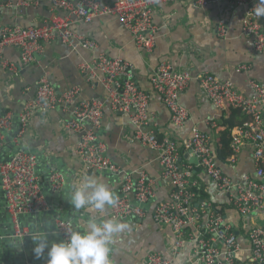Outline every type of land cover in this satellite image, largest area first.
Returning a JSON list of instances; mask_svg holds the SVG:
<instances>
[{
  "label": "built area",
  "instance_id": "built-area-1",
  "mask_svg": "<svg viewBox=\"0 0 264 264\" xmlns=\"http://www.w3.org/2000/svg\"><path fill=\"white\" fill-rule=\"evenodd\" d=\"M182 1L53 0L51 16L41 25L0 24V69L17 74L34 63L48 44L57 41L74 52L85 50L94 53L91 61L79 62V70L89 80L101 83L106 91L103 98L84 99L77 86L58 91L47 74H42L33 95L24 101L19 113H0V149L5 144V134L11 129L13 120L18 122L19 131L11 143L18 147L35 112L47 114L59 108L68 115L63 123L64 129L79 135L75 154L83 169L122 176L119 195L110 207L108 218H141L145 213L144 203L152 201L150 215L153 222L169 225L174 232L172 255H176L188 243L196 256L194 264H237L236 252L240 249L238 235L223 214L215 211L199 190L192 165L182 164L181 155L185 152L196 158V166L208 178L212 192L224 195L230 208L243 220L253 218L258 209L264 208V181L260 180L264 179V81L250 79L248 85L251 93L245 95L236 90L230 80H219L210 73L196 75L202 93L217 108H239L246 116L240 125L230 131V155L218 162L210 136L197 128H193L191 136L180 144L172 137L159 138L149 126L153 118L149 110V94L137 85L132 65L120 57L108 56L98 49L92 37L72 28L75 21L90 23L96 17L113 16L131 33L137 49L148 52L154 46L158 31L153 21L155 9L163 4ZM190 2L199 9H205L213 2L224 3L230 11L242 8L241 33L249 39L255 53L264 52V16L257 17L253 12L258 0ZM26 5L30 3L17 1V6ZM215 33L219 38L227 36L228 18L224 15L218 18ZM6 47L18 51V63L3 56ZM241 69L245 71L247 67H240L236 71L240 72ZM193 78L190 70L176 68L164 60L149 75L150 86L169 110L170 122L177 131L186 125L189 118L180 96ZM107 108L128 117L134 128V140L158 153L159 178L170 185L166 198L157 199L154 178L144 169L123 171L105 155V143L100 141L96 130L101 126ZM243 145L252 148L255 174H241L237 180H233L220 163L234 165ZM37 164V155L22 148H18L9 158L0 157V188L5 198V210L18 237L24 235V231L18 227L20 215H33L49 209L37 174ZM46 183L51 194L58 193L65 185V176L60 171H51ZM248 224V261L264 264V223ZM74 226L65 218L54 220V231L61 240ZM25 264H47V260ZM145 264H172V257L170 259L160 252H150Z\"/></svg>",
  "mask_w": 264,
  "mask_h": 264
},
{
  "label": "crops",
  "instance_id": "crops-1",
  "mask_svg": "<svg viewBox=\"0 0 264 264\" xmlns=\"http://www.w3.org/2000/svg\"><path fill=\"white\" fill-rule=\"evenodd\" d=\"M17 1L19 0H0L1 25H41L51 16L50 7L53 0H23L30 3L26 6H17ZM242 14V8L230 11L227 5L220 2H213L205 9L194 7L190 0L163 4L155 9L153 21L158 26V31L155 33L154 46L148 52L137 49L131 33L113 16L96 17L90 23L75 21L72 28L89 38L92 37L98 49L108 56L120 57L132 65L137 85L149 94V110L153 115L149 126L159 138L172 137L180 144L183 139L191 136L193 128H197L210 136L216 154L221 124L230 110L219 109L207 99L195 77L201 73H210L219 80H230L235 89L245 95L251 93L248 85L250 79L264 81V52L255 53L249 39L242 35L240 30ZM223 15L228 18V34L224 38H219L215 33V25L218 18ZM93 55L91 51H71L66 45L55 41L45 47L44 52L36 57L34 63L24 67L17 74L0 69V113L8 111L19 113L24 101L33 95L37 80L42 74H47L49 81L58 91L74 85L80 89L84 99L103 98L106 96L103 85L89 80L78 66L81 60L91 61ZM3 56L14 63L19 61L18 51L12 47H6ZM163 60L176 68L190 70L194 77L180 96L182 104L188 110L189 118L179 131L173 128L169 110L149 83L151 71ZM243 66L247 67V70L236 71ZM67 116V113L59 108L47 114L35 112L25 128L18 147L11 143L19 131L16 119L13 120L9 132L5 134V144L0 149V157L9 158L18 148L35 153L38 160L37 174L49 203V209L46 211L37 215L18 217V227L24 231V235L18 237L14 234L15 228L5 210V198L0 192V231L3 229L8 231V234L0 232V235L3 245L10 249L12 264L47 259V249L44 256L39 259L35 257L33 253L35 245L31 236L44 231L49 246L53 242H59L54 238L57 235L54 231L56 218L68 219L75 225L87 222L91 213L85 209H74L68 198L71 187L79 185L85 176L103 179L111 187L115 197L119 195L121 175L83 169L75 154L79 135L64 129L63 123ZM96 133L100 141L105 143V155L120 169L123 171L144 169L154 178L157 199H164L169 195L170 185L159 178L158 153L134 140V128L128 117L107 108ZM251 154V146L243 145L236 163L234 165L220 163L221 167L233 180H237L245 173L254 176L255 164ZM181 157L182 164L192 165L199 190L211 202L212 208L223 214L226 222L233 226L234 232L238 235L240 249L236 252L237 264H253L248 261L249 245L246 238L248 222L250 225L263 224L264 208L258 209L253 218L243 220L230 208L224 195L212 192L208 178L196 166L194 157L185 152H182ZM217 160L221 162L218 158ZM55 170L64 174L65 185L60 192L51 194L46 177ZM260 180L264 181L263 178ZM131 202L135 203L132 196ZM151 204L152 201L144 203L145 213L141 218L118 219L128 223L129 228L114 237L109 252L111 264H145L147 255L154 251L167 258L172 257V264H194L196 256L188 243H185L176 255H172L174 232L169 225L153 222L150 215Z\"/></svg>",
  "mask_w": 264,
  "mask_h": 264
},
{
  "label": "clouds",
  "instance_id": "clouds-1",
  "mask_svg": "<svg viewBox=\"0 0 264 264\" xmlns=\"http://www.w3.org/2000/svg\"><path fill=\"white\" fill-rule=\"evenodd\" d=\"M253 12L264 16V0H258ZM68 198L74 209H85L91 215L83 225L69 229L64 240L50 246L44 231L33 234L35 257L41 258L47 249V264H111L110 245L129 228L126 222L107 218L115 204V193L103 179L85 176L79 185L71 187Z\"/></svg>",
  "mask_w": 264,
  "mask_h": 264
},
{
  "label": "trees",
  "instance_id": "trees-1",
  "mask_svg": "<svg viewBox=\"0 0 264 264\" xmlns=\"http://www.w3.org/2000/svg\"><path fill=\"white\" fill-rule=\"evenodd\" d=\"M245 118V114L239 108H231L229 115L223 119L216 149L219 160L224 161L225 157L230 155V131L233 127L240 125ZM200 196L203 197L202 194Z\"/></svg>",
  "mask_w": 264,
  "mask_h": 264
},
{
  "label": "water",
  "instance_id": "water-1",
  "mask_svg": "<svg viewBox=\"0 0 264 264\" xmlns=\"http://www.w3.org/2000/svg\"><path fill=\"white\" fill-rule=\"evenodd\" d=\"M5 25H12V24H5ZM184 157H186V154L184 155ZM193 161L194 163H196L197 162L196 158H194ZM0 192H2L3 194V191H0ZM37 214L39 213H36L33 215H37ZM0 232H2L3 234H8V231L5 229L1 230ZM54 238L58 240L59 242L62 241L57 235H55ZM0 264H12L10 249L7 248L5 245H3V240L1 239V235H0Z\"/></svg>",
  "mask_w": 264,
  "mask_h": 264
}]
</instances>
